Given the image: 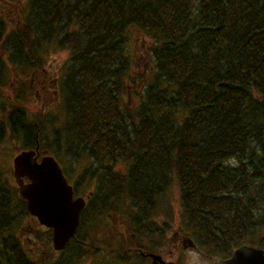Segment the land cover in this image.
<instances>
[{"label": "trees", "instance_id": "16d2710c", "mask_svg": "<svg viewBox=\"0 0 264 264\" xmlns=\"http://www.w3.org/2000/svg\"><path fill=\"white\" fill-rule=\"evenodd\" d=\"M19 3L0 0V142L9 134L22 140L21 150L87 158L92 167L74 194L96 184L63 250L70 256L49 264L104 251L124 259L142 249L143 235L164 238L170 222L153 226L162 209L172 220L164 196L174 179L182 226L204 253L229 257L243 243L264 248V0ZM18 6L22 14L11 21L7 11ZM132 30L153 43L131 103ZM58 50L68 51L57 82L61 122L49 111L43 69ZM11 69L22 78L13 100L4 90ZM33 72L43 73L47 96L35 116L19 100ZM110 210L127 214V246L122 238L116 247L115 237L95 243L94 224ZM25 218L37 220L17 184L12 190L0 174V264H41L21 240Z\"/></svg>", "mask_w": 264, "mask_h": 264}, {"label": "rangeland", "instance_id": "374dc122", "mask_svg": "<svg viewBox=\"0 0 264 264\" xmlns=\"http://www.w3.org/2000/svg\"><path fill=\"white\" fill-rule=\"evenodd\" d=\"M20 6L22 7L24 0H19ZM18 6L17 11H7L8 18L12 21L19 17L21 13V7ZM130 40L128 44V51L132 56V65L133 80L131 85V92L128 93L129 101L132 103L136 101L137 95H133V92H136L140 89L139 74H147L152 63L151 56V45L153 43L150 37L138 32L137 30H132L129 34ZM1 52V47H0ZM68 51L58 50L52 51L48 54L47 61L45 62L43 69L47 72L49 79L46 82V95L49 96L48 108L51 110L54 115H61L62 108L59 103V97L57 93V82L62 71V67L67 60ZM32 76L29 75L31 80V89L26 90L28 96L25 98L19 99L23 106L26 107L31 116H35L37 112L42 109L45 98V94H42L43 87L41 81L43 80V73L33 72ZM21 76L15 73L14 69H11V78L10 82L4 88L8 99L13 100L16 96L17 91L20 89L21 85ZM135 83H138L137 86ZM41 85V86H40ZM48 87V89H47ZM24 93V92H23ZM3 117V112L0 111V119ZM60 122L63 120V114L59 117ZM22 149V140L17 138H12L8 134L0 142V174L4 179H6L7 184L13 190L14 185H16L14 176H13V157ZM41 153H49L41 149ZM51 153V152H50ZM60 159V158H59ZM62 168L64 169L65 174L67 175L69 181L75 186L79 177L86 169L92 167L91 161L87 158L76 160L68 156L64 158V161L59 160ZM126 167L124 171H126ZM84 190L83 194H77L86 196L89 192L96 190V184H91L88 188H81V191ZM165 202L171 204V218L170 221L167 213L162 209H159V215L156 220V225L153 227L158 230L162 229L164 223L170 222L171 228L165 234V237L160 239L156 237H151L148 235H143L139 238L142 249H149L160 253L166 260L176 261L177 264H217L216 261L219 256H210L204 253L199 248H184L183 236L188 233L182 226L181 223V205H180V187L176 179L173 180L171 186L166 190L164 196ZM163 204L162 206H164ZM124 208V206H122ZM23 228V229H22ZM19 230L21 240L24 242L27 249L32 253L34 259H36L41 264L54 263L59 260L61 257L64 258V255L70 256V252L56 251L52 244V237L49 239L48 229L41 225L34 218H25L20 224ZM90 230V228H89ZM91 231V230H90ZM95 242L96 245H101L106 239H114V245L117 247L118 244H122V238L125 241L123 244L127 246L128 236L132 234L131 224L127 218L126 212L120 210H110V212L100 216L94 224ZM89 237V235L87 236ZM103 246V245H102ZM135 248L138 246H134ZM144 247V248H143ZM129 248V247H128ZM140 253L137 249H133V252H129L127 255H124V259L117 258L113 254L108 252H101L99 254H86L84 253L83 257L79 260H74L75 264H151L150 257L139 258ZM76 259V257H75Z\"/></svg>", "mask_w": 264, "mask_h": 264}, {"label": "water", "instance_id": "95a60500", "mask_svg": "<svg viewBox=\"0 0 264 264\" xmlns=\"http://www.w3.org/2000/svg\"><path fill=\"white\" fill-rule=\"evenodd\" d=\"M39 155L38 146L19 151L13 157V176L29 213L41 225L52 229L53 247L61 251L76 233L86 199L75 196L73 185L55 155L44 153L40 159ZM188 243L192 247L197 246L191 237H188ZM144 254L152 258L151 264H177L157 252L147 251ZM216 262L264 264V248L243 243L229 257H219Z\"/></svg>", "mask_w": 264, "mask_h": 264}, {"label": "flooded vegetation", "instance_id": "af4514ba", "mask_svg": "<svg viewBox=\"0 0 264 264\" xmlns=\"http://www.w3.org/2000/svg\"><path fill=\"white\" fill-rule=\"evenodd\" d=\"M41 156H42V154L40 153V155H39V159L41 158ZM66 176H67V175H66ZM67 178H68V177H67ZM68 180H69V179H68ZM69 182H70V181H69ZM70 183H71V182H70ZM71 184H72V183H71ZM72 185H73V184H72ZM91 193H92V191H91ZM75 196H79V195H75ZM89 196H90V193H88L86 196H83V197H85V199H86V204H88V202H89ZM188 237H189V234H188V233H186V234L183 236L184 248H188V247H190V248H198V246L192 247V246L189 245V243H188ZM185 245H187V247H186ZM137 250H138V252H139L141 255H144V256L150 257V256L144 254V253L147 252V250H145V249H140V248H137ZM61 251H63V250H61ZM142 252H144V253H142ZM150 258H151V257H150ZM151 261H152V258H151ZM216 263H217V262H216Z\"/></svg>", "mask_w": 264, "mask_h": 264}]
</instances>
